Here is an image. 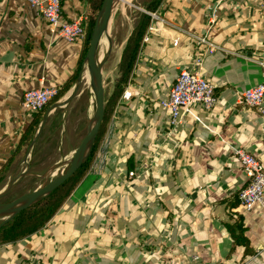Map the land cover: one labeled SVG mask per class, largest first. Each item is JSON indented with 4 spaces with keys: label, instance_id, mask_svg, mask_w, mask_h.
<instances>
[{
    "label": "crops",
    "instance_id": "crops-1",
    "mask_svg": "<svg viewBox=\"0 0 264 264\" xmlns=\"http://www.w3.org/2000/svg\"><path fill=\"white\" fill-rule=\"evenodd\" d=\"M86 1L61 0L62 21L85 16ZM155 13L124 89L129 99L120 96L87 175L44 228L0 246V264H264V212L231 208L246 185L232 149L264 163V116L237 104L264 81V0H164ZM203 36L214 50L200 73L217 103L195 107L199 121L185 115L168 133L160 103ZM82 49L57 38L25 0H0V170L32 119L23 93L62 87ZM24 155L1 173L0 190ZM238 218L247 244L233 248L226 225Z\"/></svg>",
    "mask_w": 264,
    "mask_h": 264
},
{
    "label": "built area",
    "instance_id": "built-area-1",
    "mask_svg": "<svg viewBox=\"0 0 264 264\" xmlns=\"http://www.w3.org/2000/svg\"><path fill=\"white\" fill-rule=\"evenodd\" d=\"M25 2L37 16L47 23L57 38L66 43L83 44L87 37V19L84 15H79L72 22H64L61 17V0H25ZM142 13L148 16L150 21L156 18V13L146 11ZM218 16L217 9L210 11L207 18L208 28L217 21ZM145 37L142 44L145 42ZM196 40L190 66L186 65L179 69L167 98L160 103L169 116L168 133L174 131L182 123L185 115L193 116L195 107L211 111L217 103L213 84L205 80L200 73L204 60L213 53L214 49L205 36ZM57 94L58 89L51 87L26 91L22 95L21 107L31 117L42 111ZM128 99L127 93L123 91L121 100ZM237 104L264 116V81L239 93ZM194 119L199 121L196 117ZM231 154L246 177V185L237 192L239 205L246 213L254 210L264 212V163L242 148L232 149ZM139 174L138 171L129 172L128 178L132 179Z\"/></svg>",
    "mask_w": 264,
    "mask_h": 264
},
{
    "label": "trees",
    "instance_id": "trees-1",
    "mask_svg": "<svg viewBox=\"0 0 264 264\" xmlns=\"http://www.w3.org/2000/svg\"><path fill=\"white\" fill-rule=\"evenodd\" d=\"M102 2L103 0L86 1L85 16L87 19V37L82 44V57L80 59L78 71L62 87L58 89L57 96L51 102H49L42 111L32 116L30 124L22 133L14 156L10 158L0 170V183L4 180V176H2L1 173H3L5 169L11 165L15 155L20 153L24 154L27 150L45 112L52 105L63 98L75 83L82 65L83 58L88 49L90 32ZM163 2L164 0H148L145 2L144 10L146 12L155 13ZM150 23V18L144 14H141L136 27L133 29L131 35L128 37L125 43L119 64L117 66L116 79L113 83L112 91L105 100L104 118L88 161L78 171H76L72 178H70L64 185L53 191L49 197L34 205L33 207L22 211L13 220L3 226L0 229V246L15 244L44 228L87 175L97 155L98 149L100 148L101 143L106 135L119 98L131 80L130 78L134 64L140 52L143 39L149 29ZM234 196L235 202L231 208H234L239 204L237 200V193ZM228 206H230V204ZM226 228L231 235L233 248L237 246H245L247 244L246 237L244 235L246 228L244 227L241 218L236 219L234 223L227 224Z\"/></svg>",
    "mask_w": 264,
    "mask_h": 264
},
{
    "label": "water",
    "instance_id": "water-1",
    "mask_svg": "<svg viewBox=\"0 0 264 264\" xmlns=\"http://www.w3.org/2000/svg\"><path fill=\"white\" fill-rule=\"evenodd\" d=\"M124 1L125 0H103L95 17L89 36L88 49L83 58L75 83L66 93L67 97L63 101L62 106L58 108V105L61 103V101H58L52 105L42 117L21 162V165H25L24 171L16 177L9 178L6 185L0 190V229L22 211L33 207L49 197L53 191L64 185L72 178L76 171L88 161L104 118L105 94L103 66L111 52V41L108 37V29L119 4ZM103 40H106L108 43L107 53L106 51L104 53L106 48L102 45ZM85 73L88 77L89 108L84 136L69 159L58 161L40 176L29 174L30 165L28 160L31 157L32 149L42 133L49 116L55 113L57 108H65L78 95V89L83 82ZM63 167L67 168L63 174L54 177L48 182L44 181L48 176H52ZM26 177L43 179L44 182L33 191L16 197L9 202L1 203L2 199L8 197L14 188Z\"/></svg>",
    "mask_w": 264,
    "mask_h": 264
},
{
    "label": "rangeland",
    "instance_id": "rangeland-1",
    "mask_svg": "<svg viewBox=\"0 0 264 264\" xmlns=\"http://www.w3.org/2000/svg\"><path fill=\"white\" fill-rule=\"evenodd\" d=\"M128 1L131 2L119 4L108 29V37L112 41V46L110 55L103 66L105 100L111 93L116 79L117 64L125 44V38L139 21L140 15L143 14L142 11H145V2L148 0ZM87 87V83L83 81L78 89V95L70 104L62 109L57 108L56 112L50 115L28 160L29 174L42 175L58 161L69 159L79 145L86 131L89 108V88ZM66 97L67 95L60 99L61 103ZM22 160L19 161L20 166L17 171L19 174L25 169V165H21ZM66 169L63 167L44 181L52 180L54 177L63 174ZM44 181L34 177L24 178L8 197L2 199L1 203H6L8 200L11 201L17 196L37 189Z\"/></svg>",
    "mask_w": 264,
    "mask_h": 264
},
{
    "label": "bare ground",
    "instance_id": "bare-ground-1",
    "mask_svg": "<svg viewBox=\"0 0 264 264\" xmlns=\"http://www.w3.org/2000/svg\"><path fill=\"white\" fill-rule=\"evenodd\" d=\"M107 41L106 40H103V42H102V45H104L105 46V51H106V53H107ZM83 81L84 82H86V83H88V77H87V74L85 73L84 74V76H83ZM88 85V84H87ZM83 87V86H82ZM88 88V87H87ZM62 106V103H60L59 105H58V108H60Z\"/></svg>",
    "mask_w": 264,
    "mask_h": 264
},
{
    "label": "flooded vegetation",
    "instance_id": "flooded-vegetation-1",
    "mask_svg": "<svg viewBox=\"0 0 264 264\" xmlns=\"http://www.w3.org/2000/svg\"><path fill=\"white\" fill-rule=\"evenodd\" d=\"M15 198H16V197H15ZM7 202H9V200H8Z\"/></svg>",
    "mask_w": 264,
    "mask_h": 264
}]
</instances>
